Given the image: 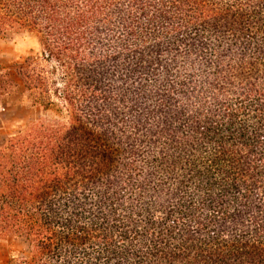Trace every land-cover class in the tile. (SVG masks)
I'll use <instances>...</instances> for the list:
<instances>
[{"label": "trees", "instance_id": "1", "mask_svg": "<svg viewBox=\"0 0 264 264\" xmlns=\"http://www.w3.org/2000/svg\"><path fill=\"white\" fill-rule=\"evenodd\" d=\"M7 34V264H264V0H0Z\"/></svg>", "mask_w": 264, "mask_h": 264}, {"label": "rangeland", "instance_id": "2", "mask_svg": "<svg viewBox=\"0 0 264 264\" xmlns=\"http://www.w3.org/2000/svg\"><path fill=\"white\" fill-rule=\"evenodd\" d=\"M38 45L32 36L7 34L0 36V67L11 69L25 57L35 54ZM39 116L37 109L29 108L18 93L0 100V145L12 133ZM25 245L22 240L8 237L0 240V264H7L15 254H22Z\"/></svg>", "mask_w": 264, "mask_h": 264}]
</instances>
